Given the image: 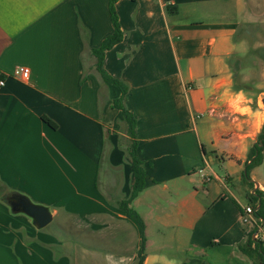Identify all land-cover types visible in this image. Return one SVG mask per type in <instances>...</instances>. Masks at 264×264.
Here are the masks:
<instances>
[{
    "label": "crops",
    "instance_id": "0c3cea01",
    "mask_svg": "<svg viewBox=\"0 0 264 264\" xmlns=\"http://www.w3.org/2000/svg\"><path fill=\"white\" fill-rule=\"evenodd\" d=\"M115 8L124 39L104 67L127 85L123 104L137 119L147 179L131 207L146 226L144 264H259L239 246L255 229L243 218L252 192L243 172L264 108L231 103L243 93L234 85L247 0ZM113 31L110 0H0V264H73L57 234L71 223L109 247L104 264L138 260L139 225L118 207L135 183L122 144L128 125L115 107L123 95L93 54ZM18 67L31 70L28 82L10 76ZM263 167L251 178L264 192ZM13 193L48 208L57 230L13 213L4 202Z\"/></svg>",
    "mask_w": 264,
    "mask_h": 264
},
{
    "label": "trees",
    "instance_id": "16d2710c",
    "mask_svg": "<svg viewBox=\"0 0 264 264\" xmlns=\"http://www.w3.org/2000/svg\"><path fill=\"white\" fill-rule=\"evenodd\" d=\"M118 1L119 0H110V13L113 21L114 31L108 38L104 40V42L98 49L93 50V54L97 59L96 69L100 74V76L102 77L103 81L117 87L122 92L123 95V98H121V100L115 103V107L122 112L123 117L125 118V121L127 122L128 125L129 140L128 142H122V144L125 146L124 149L127 152V155L132 160L135 183L129 199L119 201L118 207L123 213H125L127 218L136 221L137 224L139 225L141 238H142V246L139 250V254H138L139 257L136 264H144L145 246L147 242L146 233H145L146 226L139 213L134 208L131 207L132 202L135 199H137L139 195L144 191L146 185V179H147L145 163L139 158L137 153V148L139 144L138 133H137V119L134 117V115L131 112L128 111V109L123 104L124 96L129 91L127 85L124 82L116 78H113L105 70L104 67L106 53L109 50L113 49L118 44H120L124 39V33L122 31L119 17L117 15L115 8ZM235 80H236V76H235ZM235 90L243 91V89L239 87L237 88L235 87ZM44 120L51 126H54V124L47 118H44ZM263 161H264V125L261 133L257 138V141L253 144V146L249 150L247 161L244 164L245 170L243 172V180L252 191L249 192L247 195L249 204L255 208L256 216L263 221V225H264V192L261 191L260 189H255V184L254 182H252V178H251L252 171L257 167H260L263 164ZM13 194L19 199H28L25 196L16 193ZM255 233H256V229H254V231L251 233L248 242L246 244H241L239 246V250L243 255L247 256L249 259L256 260L259 264H264V242L255 239L254 238ZM188 264H204V263L198 260H192Z\"/></svg>",
    "mask_w": 264,
    "mask_h": 264
},
{
    "label": "rangeland",
    "instance_id": "374dc122",
    "mask_svg": "<svg viewBox=\"0 0 264 264\" xmlns=\"http://www.w3.org/2000/svg\"><path fill=\"white\" fill-rule=\"evenodd\" d=\"M237 39L242 41L243 51L235 66L237 75L234 88L243 89L247 98L244 105L256 111L258 101L264 108V0H247L246 18ZM214 169L219 172L217 165ZM260 174L264 177V167ZM245 202L249 203L248 200ZM58 224L54 220L44 231L54 232ZM57 234L62 241L61 250L72 257L73 264H104L101 254L109 247L97 243L95 235L88 228L74 227L71 223V226H64L63 230L58 229Z\"/></svg>",
    "mask_w": 264,
    "mask_h": 264
},
{
    "label": "built area",
    "instance_id": "2783aa9c",
    "mask_svg": "<svg viewBox=\"0 0 264 264\" xmlns=\"http://www.w3.org/2000/svg\"><path fill=\"white\" fill-rule=\"evenodd\" d=\"M14 78H17L23 82H28L31 77V70L27 67H18L14 70V72L10 75ZM5 86V77L0 73V88ZM200 174L203 175L207 184L212 182L210 176L205 174V168H201L198 170ZM243 218L246 223H250L254 225L256 229L255 239L261 240L264 242V225L263 221L256 216V210L251 205L247 206L243 210Z\"/></svg>",
    "mask_w": 264,
    "mask_h": 264
},
{
    "label": "water",
    "instance_id": "95a60500",
    "mask_svg": "<svg viewBox=\"0 0 264 264\" xmlns=\"http://www.w3.org/2000/svg\"><path fill=\"white\" fill-rule=\"evenodd\" d=\"M4 202L13 213H22L30 218L33 225L39 230L48 227L53 222V215L48 208L34 205L28 199H21V203L18 205H13L7 198L4 199Z\"/></svg>",
    "mask_w": 264,
    "mask_h": 264
},
{
    "label": "clouds",
    "instance_id": "9594fccd",
    "mask_svg": "<svg viewBox=\"0 0 264 264\" xmlns=\"http://www.w3.org/2000/svg\"><path fill=\"white\" fill-rule=\"evenodd\" d=\"M246 97L244 96L243 93H240L238 95H236L232 100H231V103L234 107H236L237 111H241V112H247L248 109L247 108H244V109H241L239 108V105L242 103V102H245L246 101Z\"/></svg>",
    "mask_w": 264,
    "mask_h": 264
},
{
    "label": "flooded vegetation",
    "instance_id": "af4514ba",
    "mask_svg": "<svg viewBox=\"0 0 264 264\" xmlns=\"http://www.w3.org/2000/svg\"><path fill=\"white\" fill-rule=\"evenodd\" d=\"M8 201H10L13 205H18L21 203V199L17 198L16 196H9Z\"/></svg>",
    "mask_w": 264,
    "mask_h": 264
}]
</instances>
